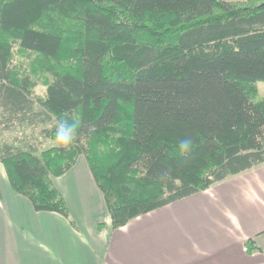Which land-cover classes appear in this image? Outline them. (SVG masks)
Here are the masks:
<instances>
[{
    "label": "trees",
    "instance_id": "obj_1",
    "mask_svg": "<svg viewBox=\"0 0 264 264\" xmlns=\"http://www.w3.org/2000/svg\"><path fill=\"white\" fill-rule=\"evenodd\" d=\"M260 80L264 0H0V162L73 222L52 178L84 155L117 228L264 162Z\"/></svg>",
    "mask_w": 264,
    "mask_h": 264
},
{
    "label": "crops",
    "instance_id": "obj_2",
    "mask_svg": "<svg viewBox=\"0 0 264 264\" xmlns=\"http://www.w3.org/2000/svg\"><path fill=\"white\" fill-rule=\"evenodd\" d=\"M52 179L73 222L36 210L0 162V264H264V162L117 228L84 155Z\"/></svg>",
    "mask_w": 264,
    "mask_h": 264
},
{
    "label": "clouds",
    "instance_id": "obj_3",
    "mask_svg": "<svg viewBox=\"0 0 264 264\" xmlns=\"http://www.w3.org/2000/svg\"><path fill=\"white\" fill-rule=\"evenodd\" d=\"M77 123L68 119H59L56 124L55 140L58 145L65 148L69 147L76 136ZM194 147L191 138L186 137L178 142V148L181 155L189 154Z\"/></svg>",
    "mask_w": 264,
    "mask_h": 264
},
{
    "label": "rangeland",
    "instance_id": "obj_4",
    "mask_svg": "<svg viewBox=\"0 0 264 264\" xmlns=\"http://www.w3.org/2000/svg\"><path fill=\"white\" fill-rule=\"evenodd\" d=\"M257 85H258V91H259V94L260 96H264V80H260L257 82ZM35 93L36 94H44L45 93V86L39 84L35 87ZM56 144V140L54 139H49V140H46L43 144V148H46V147H50V146H53ZM4 166V165H3ZM5 169V167H4ZM6 171V169H5ZM7 174V172H6ZM8 176V175H7Z\"/></svg>",
    "mask_w": 264,
    "mask_h": 264
}]
</instances>
